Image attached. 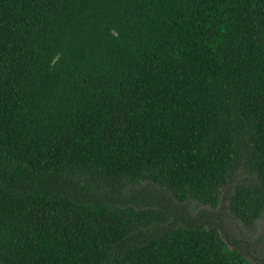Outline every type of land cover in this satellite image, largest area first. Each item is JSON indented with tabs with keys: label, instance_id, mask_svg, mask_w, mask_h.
<instances>
[{
	"label": "trees",
	"instance_id": "1",
	"mask_svg": "<svg viewBox=\"0 0 264 264\" xmlns=\"http://www.w3.org/2000/svg\"><path fill=\"white\" fill-rule=\"evenodd\" d=\"M260 219L264 0H0V264H262Z\"/></svg>",
	"mask_w": 264,
	"mask_h": 264
},
{
	"label": "rangeland",
	"instance_id": "2",
	"mask_svg": "<svg viewBox=\"0 0 264 264\" xmlns=\"http://www.w3.org/2000/svg\"><path fill=\"white\" fill-rule=\"evenodd\" d=\"M168 197L172 198L168 209H171L177 215H180L177 206L184 210L190 211L193 215L198 214L200 210L211 212V209L208 206H202L193 201L190 202V204L184 205V203L181 204L176 201L172 194L166 196L167 199ZM167 199L164 200V203L167 201ZM231 232L232 234H234L233 237L235 239L243 238L244 240H246L242 245L243 248L246 247L247 249H253L254 251H252L251 254L256 257L260 261V263L264 264V219H260L254 228L249 229H245L244 227L236 224V226L230 230V233Z\"/></svg>",
	"mask_w": 264,
	"mask_h": 264
}]
</instances>
